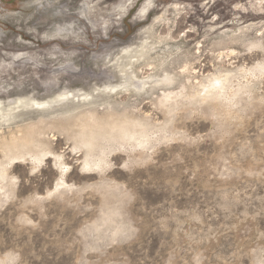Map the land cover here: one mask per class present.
Listing matches in <instances>:
<instances>
[{"label": "rangeland", "instance_id": "rangeland-1", "mask_svg": "<svg viewBox=\"0 0 264 264\" xmlns=\"http://www.w3.org/2000/svg\"><path fill=\"white\" fill-rule=\"evenodd\" d=\"M59 93L93 99L19 103ZM80 103L170 135L87 169L47 122ZM30 120L50 151L13 160ZM0 166V264H264V0H0Z\"/></svg>", "mask_w": 264, "mask_h": 264}, {"label": "bare ground", "instance_id": "bare-ground-1", "mask_svg": "<svg viewBox=\"0 0 264 264\" xmlns=\"http://www.w3.org/2000/svg\"><path fill=\"white\" fill-rule=\"evenodd\" d=\"M122 74L125 76V79L129 77V74L124 69ZM131 80L132 82L130 85L133 86L132 88H134L135 90H141L142 88V90H144V88L141 87L142 82L140 83L137 81L138 82L137 84V82L134 83L136 81L135 78ZM128 82L129 80L125 81L122 84V86L120 85H116L114 87L110 86L111 87L110 89L112 91H115L117 89H120L121 87L128 88L126 86ZM224 89L225 86H222L221 84L220 85L215 84V88L208 89L207 93L204 92L203 94L202 93L199 94V98H200L199 100L196 99L197 95H192L190 97V103H194L196 101L200 103H206L207 101L210 100V98H216L222 96L227 97L224 94L225 92ZM59 97H60V101L53 100L51 102L50 101L40 102V100L33 99L32 101L20 100L19 103L22 104V106H26V107L31 106V107L44 109L46 107L52 108L53 106L56 105V103L58 105H61L64 102L62 101L63 98L68 99L66 100V102H68L71 99L73 101L74 99H80L83 100L84 102L92 101L91 98L93 99L92 95H87V94L85 95L81 93L74 95L70 94L68 98L65 96V94L59 93ZM53 102L56 103L54 104ZM169 105L170 107L173 108L175 107L177 109L178 107L177 105L179 104L173 102ZM3 109H4V113L6 112L5 114L7 115L5 117L6 119L7 118L13 119L15 117V115L13 116L15 112V108L10 106ZM57 118L54 120L51 119L47 122L49 123L50 126L60 128L63 131H67V133L70 136H73L76 139L77 143L80 146L87 147L86 148L87 155H89V153L91 154L97 153L93 156L94 157L98 156L100 158L93 160L87 159L85 164L87 169L99 168L103 163H105L108 166L111 165L113 160H108L107 158L112 156V153L114 151L121 148H125L126 145L124 143H128V145L131 147V149L128 147L129 151L131 150L135 151L137 147H140L139 149H137L138 151L137 153L140 155L139 160H144V155L147 154L148 147L152 143L159 140L160 138L162 139L168 138L169 137L168 135H170V133L164 131V128L166 127L165 124H162V126H157L156 124H152V123L148 124L143 118L136 117L134 112H131L129 110H119L115 108V110L113 111L102 112L99 111V108L97 106H93V104H87V103L77 104L72 109L64 111V114L61 115L58 119ZM43 120L44 119H41L40 121ZM34 122H35L34 120H30L28 123L19 124L18 134L14 132L16 134V137L11 139L12 140L11 143H8V146L10 147L8 154L13 153L12 155L13 160L17 159L18 157H22L27 153H34L38 155L40 158H44L50 151L45 146L46 138H43L41 133V131H43L44 133V130H47L48 128H50V126L48 125L41 126L38 124H34ZM156 133L163 135L161 136ZM40 158L39 160H41ZM59 164L60 166L64 165L62 162H59ZM65 170L66 169L62 168L63 172ZM2 176H3L2 167L0 166V177ZM62 190L63 189L61 187V184H59L55 192ZM101 190L107 191L105 194L106 196L105 198H106V205L110 210V214H108V217L112 219V216L115 214L116 211L114 209V205H115L114 199H112V197H115V193L114 191L110 190L108 187L101 188ZM105 222H108V220H106ZM98 229L101 228L98 227Z\"/></svg>", "mask_w": 264, "mask_h": 264}]
</instances>
